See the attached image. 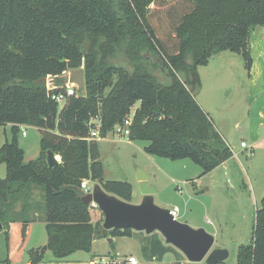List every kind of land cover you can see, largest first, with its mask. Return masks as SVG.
<instances>
[{
    "label": "trees",
    "instance_id": "16d2710c",
    "mask_svg": "<svg viewBox=\"0 0 264 264\" xmlns=\"http://www.w3.org/2000/svg\"><path fill=\"white\" fill-rule=\"evenodd\" d=\"M258 26L264 27V0H0V126H11L10 140L0 147L6 167L0 179L2 263L23 259L36 220L32 189L41 192L36 209L45 222L46 250L57 260L90 253L96 237H132L130 229L97 230L82 202L83 181L132 199L130 183L105 179L98 140H88L94 117L104 139L138 104L128 140L145 142V154L189 159L203 173L230 159L231 148L197 102L198 68L229 51L242 55L250 70L249 41ZM81 68L84 95L69 97L59 109L51 78ZM23 125L40 132L39 154L28 162L18 144ZM48 151L60 157L53 168ZM45 251L29 250V263L41 264ZM141 252L145 264H170L164 260L169 253L183 258L158 235L145 236ZM235 264H264V196L251 242L238 248Z\"/></svg>",
    "mask_w": 264,
    "mask_h": 264
},
{
    "label": "rangeland",
    "instance_id": "374dc122",
    "mask_svg": "<svg viewBox=\"0 0 264 264\" xmlns=\"http://www.w3.org/2000/svg\"><path fill=\"white\" fill-rule=\"evenodd\" d=\"M249 42L250 70L242 55L229 51L213 55L207 66L198 68L202 87L196 95L197 102L231 148L232 157L224 164L203 173L189 159L171 161L145 154L146 144L142 141H129L111 133L99 140L105 179L130 183L131 204L142 200L137 181L140 170L149 176L147 184L155 190L154 204L167 210L177 207L178 221L211 234L214 237L212 249H226L229 252L226 262L230 264H235L238 248L251 242L255 214L264 196V27H255ZM58 83L60 79L56 80ZM10 127L9 124L0 126V147L10 140ZM22 131L26 132L25 136ZM39 140L37 128L20 126L18 144L24 151L25 162L37 158ZM241 142L246 148H241ZM5 176L6 167L0 164V179ZM93 184L88 181V186ZM30 200L29 207L37 211L42 205L39 189L33 191ZM89 208L91 223L97 230L102 229L103 214L90 205ZM34 223L25 255L32 245L47 240L45 222L35 220ZM5 232V227H1L0 261L6 254ZM152 235L163 240L159 233ZM145 236L134 232L132 237L112 238L111 243L108 242L110 237H96L90 253L76 252L63 260L55 259L46 250L42 264H89L102 258L123 260L130 255L145 264L141 252ZM164 260L170 264L187 262L184 256L179 259L173 253L167 254Z\"/></svg>",
    "mask_w": 264,
    "mask_h": 264
},
{
    "label": "water",
    "instance_id": "95a60500",
    "mask_svg": "<svg viewBox=\"0 0 264 264\" xmlns=\"http://www.w3.org/2000/svg\"><path fill=\"white\" fill-rule=\"evenodd\" d=\"M151 62L162 65V61L150 55L146 56ZM60 79V84L56 80ZM44 80H42V83ZM73 86L77 96L85 93L84 74L82 69L68 71L61 76L51 78V88ZM60 159L53 152L48 151L46 163L49 168L58 165ZM147 176L143 171L137 173V181L140 185L142 200L139 204L125 202L114 195L106 193L99 184L94 183L92 191L83 196L82 202L93 203L103 214V231L114 229H130L134 232L144 233L147 237L153 233H159L166 245L171 246L181 253L191 264H218L225 262L229 257L226 249L215 248L214 237L202 228H191L185 222L175 221L169 211L154 204L153 195L155 190L148 186ZM2 226L0 225V228ZM149 239H147V242ZM111 242V239H108ZM46 246L42 247V251Z\"/></svg>",
    "mask_w": 264,
    "mask_h": 264
},
{
    "label": "built area",
    "instance_id": "2783aa9c",
    "mask_svg": "<svg viewBox=\"0 0 264 264\" xmlns=\"http://www.w3.org/2000/svg\"><path fill=\"white\" fill-rule=\"evenodd\" d=\"M58 89H59L58 92L52 94L51 99L54 100L59 105V107L63 106V104L66 102V100L69 97H73L77 95L76 89L73 86H65V87H61ZM132 116H133V112H131V114L126 116V118L123 120V123L121 125L115 126L111 134L117 135L119 137H125L128 139V136L130 134L129 127L132 122ZM21 134L22 136H25L26 132L22 131ZM93 139L95 140L100 139L99 138V121L97 117L92 118L89 122L88 140H93ZM240 146L241 148H246V145L244 142H241ZM81 189L84 191L85 194H87L92 191V186H88V181H83L81 184ZM89 205L91 207L97 208L96 205H94L93 203ZM168 211H169L170 216L175 221H178L179 209L177 207H173L169 209ZM114 260H110V259L104 260L103 259L101 260V262L90 263V264H140L139 261L136 259V257L132 255L123 258V260H116V259Z\"/></svg>",
    "mask_w": 264,
    "mask_h": 264
},
{
    "label": "crops",
    "instance_id": "0c3cea01",
    "mask_svg": "<svg viewBox=\"0 0 264 264\" xmlns=\"http://www.w3.org/2000/svg\"><path fill=\"white\" fill-rule=\"evenodd\" d=\"M203 109V108H202ZM223 137V136H222ZM224 138V137H223ZM100 141H102V139H99ZM99 140H98V143H99ZM224 140H225V138H224ZM226 141V140H225ZM227 142V141H226ZM91 181H89V183H90ZM35 189H32V192H31V195H32V193H33V191H34ZM29 201H32V200H29ZM30 203V202H29ZM20 210V206H18L17 208H16V211H19ZM30 214H31V216H32V218H36V220H39V221H43L42 219H41V217H39V214H38V212L37 211H32V208L30 207ZM44 222V221H43ZM33 224V226L32 227H30L29 229H28V231H27V236H28V240H27V244H26V247H25V251H24V255H23V259H22V261L20 262V264H30L29 263V260H28V253H26V255H25V252H26V248H27V246H28V244H29V240H30V237H31V232L33 231V228H34V224L35 223H32ZM43 227L45 228V223H43ZM46 243H47V240L45 241V240H43L41 243H38V244H34V245H32V248H31V250H35V249H38V248H42V247H44V246H46ZM5 256H6V254H5ZM5 256H4V259H5ZM4 259L3 260H1L0 261V264H3L2 262L4 261ZM106 260V259H110V258H102L101 260ZM116 259V258H115ZM101 260L99 261V262H101ZM111 260V259H110ZM43 262V261H42ZM90 263H98L97 261H90L89 262V264ZM19 264V263H18ZM42 264V263H41Z\"/></svg>",
    "mask_w": 264,
    "mask_h": 264
}]
</instances>
